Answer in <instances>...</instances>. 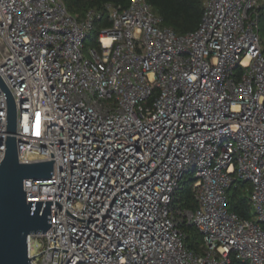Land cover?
Masks as SVG:
<instances>
[{
  "label": "built area",
  "instance_id": "built-area-1",
  "mask_svg": "<svg viewBox=\"0 0 264 264\" xmlns=\"http://www.w3.org/2000/svg\"><path fill=\"white\" fill-rule=\"evenodd\" d=\"M264 0H204L196 30L162 24L149 0L78 20L63 0H0V80L17 111L18 161L54 157L26 179V201H52L38 264H264ZM0 86V162L7 140ZM58 143V144H55ZM71 143V144H66ZM196 172L194 210L176 207ZM249 185L251 219L228 208ZM193 225L202 252L180 224Z\"/></svg>",
  "mask_w": 264,
  "mask_h": 264
},
{
  "label": "water",
  "instance_id": "water-1",
  "mask_svg": "<svg viewBox=\"0 0 264 264\" xmlns=\"http://www.w3.org/2000/svg\"><path fill=\"white\" fill-rule=\"evenodd\" d=\"M7 97V140L3 160L0 162V264H32L28 257V237L41 235L51 226L52 201H26L23 182L26 179L51 178V161L20 163L18 161L17 111L15 101L0 80ZM58 144V143H55ZM71 144V143H66Z\"/></svg>",
  "mask_w": 264,
  "mask_h": 264
},
{
  "label": "trees",
  "instance_id": "trees-1",
  "mask_svg": "<svg viewBox=\"0 0 264 264\" xmlns=\"http://www.w3.org/2000/svg\"><path fill=\"white\" fill-rule=\"evenodd\" d=\"M70 13L82 20L89 10H97L103 13L101 21H97L94 32L99 33L102 27L109 26L105 15L104 6L107 3L127 7L130 0H63ZM204 0H149L154 12L162 18V24L173 29L177 34L183 35L196 30L201 21ZM260 36L264 41V3L259 8ZM249 185L237 180L227 191L228 208L239 217L251 219V202L249 200ZM176 207L180 209L194 210L198 207L193 189H185L181 186L177 191ZM185 233V244L189 250L202 251V239L191 240L189 232L193 225L185 223L179 226ZM230 264H247L241 260H231Z\"/></svg>",
  "mask_w": 264,
  "mask_h": 264
},
{
  "label": "rangeland",
  "instance_id": "rangeland-1",
  "mask_svg": "<svg viewBox=\"0 0 264 264\" xmlns=\"http://www.w3.org/2000/svg\"><path fill=\"white\" fill-rule=\"evenodd\" d=\"M98 38V33L94 32V29L89 33V36L86 38L83 44V56L84 59H90L92 56V50L98 48V45L96 43V40ZM196 172L195 171H190L187 173L183 180H182V187L185 189H193V185L196 182ZM250 214L253 215V208L251 207ZM191 235V240H201L202 237L198 233L195 227L189 232ZM203 242V241H202ZM44 247V241L43 238L41 237H35L32 240L31 244V253L33 256H38L35 262L38 264L40 262V252ZM202 252V251H200Z\"/></svg>",
  "mask_w": 264,
  "mask_h": 264
}]
</instances>
